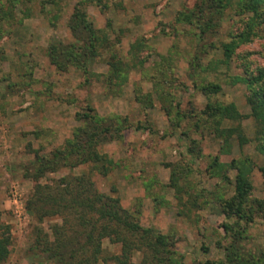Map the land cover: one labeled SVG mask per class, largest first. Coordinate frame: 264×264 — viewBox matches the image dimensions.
<instances>
[{
	"label": "rangeland",
	"instance_id": "rangeland-1",
	"mask_svg": "<svg viewBox=\"0 0 264 264\" xmlns=\"http://www.w3.org/2000/svg\"><path fill=\"white\" fill-rule=\"evenodd\" d=\"M241 2L201 14L199 0H0V223L10 240L2 264H55L33 255L32 247L36 231L50 234L60 218L39 223L27 203L36 183L81 174L98 192L117 197L141 227L166 236L171 264H229L228 258L264 264V137L249 116L251 91L237 81L264 74V7L253 17ZM75 10L103 41L85 67L82 58L59 60V69L51 48L83 45L68 28ZM249 25L252 40L226 63L221 45ZM207 84L220 92L204 95L199 87ZM208 104L235 106L245 144L218 138L203 113ZM81 115L119 130L96 146L112 161L107 173L70 164L30 179L36 153L62 149L78 129H88ZM237 123L224 119L220 128ZM233 161L248 170L250 220L223 211L234 194ZM134 240L131 245L144 247ZM102 251L98 264H116L112 257L122 255L121 245L108 239ZM142 257L133 251L131 261Z\"/></svg>",
	"mask_w": 264,
	"mask_h": 264
},
{
	"label": "trees",
	"instance_id": "trees-1",
	"mask_svg": "<svg viewBox=\"0 0 264 264\" xmlns=\"http://www.w3.org/2000/svg\"><path fill=\"white\" fill-rule=\"evenodd\" d=\"M241 1L240 9L252 13L253 17L260 16L264 0ZM230 2L231 0H199L197 8L202 14L206 9L216 10L217 7L223 9L229 6ZM206 27L204 30L207 29ZM68 28L77 44L83 43V45L77 47L72 45L71 50L52 47L50 61L61 69L58 65L59 60L79 63L83 58L81 67H85L87 61L95 55L94 44L101 43L103 37L97 35L99 32L93 28L85 13L80 10H75L69 20ZM252 30V26L249 25L246 30L235 35L230 42L221 45L226 63L232 60L234 51L240 44L249 43L252 40L254 36ZM77 67L79 68V65ZM116 67H118L116 64L112 65L113 75ZM237 81L244 83L251 91V95L247 99L251 108L249 116L262 127V137H264V74L257 77L245 76L238 78ZM199 90L204 95H210L219 93L221 88L217 84H207L199 87ZM203 113L212 120L218 138L227 142L229 138H235L239 145L246 143L240 123L242 116L233 104L226 106L208 104ZM224 119L238 123L234 127L222 129L220 125ZM78 120H84L88 129H78L80 135H75L62 149H55L43 156L36 153L35 161L26 171L30 179L39 181L46 173L55 172L61 166L70 164L74 167L92 164L101 174L107 173L112 161L106 155L99 153L96 146L101 142H107V136L113 133L117 134L118 128L101 125V120L95 116L81 115ZM261 141L262 139H258V142ZM260 145L263 149L259 150H264V145L262 143ZM222 166L224 165H217L218 168ZM230 166H234L236 169L234 194L229 201L224 202L223 211L228 217L237 216L242 220H250L251 217H248L246 209L251 192L248 170L244 163L238 164L233 161ZM262 172L264 175V169ZM27 210L39 223L46 219L60 218V223L49 226L50 234L44 233L43 230H37L35 233L32 254L37 256V253L40 252L45 255V261L48 263L98 264L103 253L102 241L104 239H108L112 244L121 245L122 255L112 257L116 264H135L131 261L133 251L143 253L142 260L138 264H171L173 262L171 252L166 248V236L155 232L152 228L141 227L137 220L120 206L117 197L95 190L92 183L83 174L69 180L60 179L59 183H36L27 203ZM225 228L227 227L225 226ZM8 233L9 228L0 223V264L4 263L9 256ZM136 238L141 244H144V247L134 245L135 243L131 245ZM228 262L236 264L230 258H228Z\"/></svg>",
	"mask_w": 264,
	"mask_h": 264
}]
</instances>
